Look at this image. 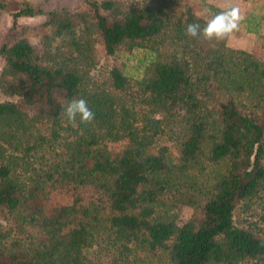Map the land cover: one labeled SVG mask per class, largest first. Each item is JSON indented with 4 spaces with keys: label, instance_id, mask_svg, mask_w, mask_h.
Masks as SVG:
<instances>
[{
    "label": "trees",
    "instance_id": "trees-1",
    "mask_svg": "<svg viewBox=\"0 0 264 264\" xmlns=\"http://www.w3.org/2000/svg\"><path fill=\"white\" fill-rule=\"evenodd\" d=\"M19 2L0 0V93L32 112L0 101V264H264V60L187 36L210 21L190 0ZM37 15L38 49L17 22ZM81 97L94 119L70 123Z\"/></svg>",
    "mask_w": 264,
    "mask_h": 264
},
{
    "label": "rangeland",
    "instance_id": "rangeland-1",
    "mask_svg": "<svg viewBox=\"0 0 264 264\" xmlns=\"http://www.w3.org/2000/svg\"><path fill=\"white\" fill-rule=\"evenodd\" d=\"M21 0H7V7L9 10H13L18 6ZM29 1L33 6L40 7L43 11H50L53 9H67V10H78L84 8L83 0H26ZM191 4L195 8L196 12L208 20H211L215 15L222 11L229 10L231 8H238L241 16L239 26L237 30L227 35L228 45L236 48H248L252 49L254 54L264 60V0H190ZM208 4L212 5L208 6ZM256 15L260 18V31L258 33L246 32V26L252 19V16ZM45 19L44 15H37L33 17L20 16L17 18L18 24H25L31 27L28 32V39L34 45L36 49L39 48V37L40 32L37 27ZM12 16L9 11H4L0 16V45L6 39L9 32V28L12 25ZM15 33V32H14ZM129 56V55H128ZM141 58L140 54L133 57H120L121 60L126 62V68H129L132 72L139 73L140 69L137 65V57ZM119 58V60H120ZM111 59L100 56L99 66L110 64ZM2 65V59L0 58V67ZM137 69V71L135 70ZM2 100H13L16 101L23 109L31 113L32 108L22 102L21 99L16 96H9L0 93V101ZM83 198H90L95 195V191L90 187H85L80 192V196ZM74 194L70 190L61 189L53 192L49 198V205L64 204L71 201ZM191 214V208L183 207L180 213L182 219H187ZM89 258L94 256L92 249L86 252ZM251 264V263H250Z\"/></svg>",
    "mask_w": 264,
    "mask_h": 264
},
{
    "label": "clouds",
    "instance_id": "clouds-1",
    "mask_svg": "<svg viewBox=\"0 0 264 264\" xmlns=\"http://www.w3.org/2000/svg\"><path fill=\"white\" fill-rule=\"evenodd\" d=\"M240 20L239 9L231 8L215 15L203 28L198 23L188 24L185 28V34L189 37L202 35L205 40H219L237 30ZM63 114L70 123L79 116L80 122L84 124L91 123L95 116L83 97L68 102L63 108Z\"/></svg>",
    "mask_w": 264,
    "mask_h": 264
}]
</instances>
